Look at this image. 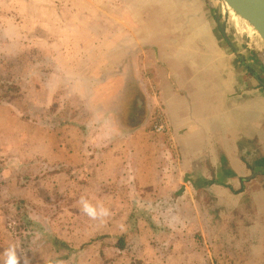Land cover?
Returning a JSON list of instances; mask_svg holds the SVG:
<instances>
[{
    "label": "crops",
    "instance_id": "obj_1",
    "mask_svg": "<svg viewBox=\"0 0 264 264\" xmlns=\"http://www.w3.org/2000/svg\"><path fill=\"white\" fill-rule=\"evenodd\" d=\"M201 3L185 0L172 20L137 22L130 11L128 22H97L93 28L112 31L97 45L112 53L98 55L94 65L84 60L97 69L84 67V125L62 124L80 144L70 145L72 132L71 138L50 133L52 122L21 120L17 141L24 143L14 157L20 167L32 160V172L39 165L47 179L57 165L84 164V182L61 184L58 174L35 190L18 187L22 199L69 206L75 224L68 229L112 238L110 247H96L97 261L121 255L115 244L128 235L136 240L131 262L264 264V51L258 49L263 67L249 70L238 47L220 37L222 18ZM115 7L95 12L116 14ZM158 124L167 131L157 133ZM82 196L111 215L91 220L81 211ZM165 229L172 244L162 237ZM64 242L76 251L72 258L87 259L90 247Z\"/></svg>",
    "mask_w": 264,
    "mask_h": 264
},
{
    "label": "rangeland",
    "instance_id": "obj_2",
    "mask_svg": "<svg viewBox=\"0 0 264 264\" xmlns=\"http://www.w3.org/2000/svg\"><path fill=\"white\" fill-rule=\"evenodd\" d=\"M201 2L213 8L222 18L220 22L227 26L226 33L232 45L238 47L248 68L252 65L254 71L258 73L259 68L263 67L262 61L259 60L258 49L264 51V45L259 44L260 41L256 36L238 24L218 0H201ZM128 4H133L135 8ZM180 5H185V0H0V77L3 76L6 80L4 83H8L3 88L0 84V167L8 166L0 181L4 184L5 191L28 185H32L35 190L46 181L52 182L58 174L62 175L61 184L68 183L69 179L72 182H84L82 173L84 164L81 163L74 164L75 166L64 163L58 166L57 163L56 174L50 175L47 179H44L47 174L38 173L39 165H36L32 172L31 166H28L32 160L23 161L25 166L20 167V158L18 162L14 157L18 156L17 151L20 150H17L18 146H23L24 143L20 144L17 141V133L24 130L21 122L30 120L41 126H48L52 122L50 133L71 138L72 132L73 140L70 141V145L73 147V142L80 144V139H74L76 131L62 124L72 122L84 125V67H86L84 60H87L86 64L94 65L98 55L112 53L111 46L97 45L98 39H107L112 31L100 32L93 27L98 21H111L112 18L128 22L130 11H134L132 15L137 22H143L144 18L146 21L155 22L168 17L172 20L180 13L181 10H175ZM113 6L120 7L116 12L117 15L95 12L98 7L111 10ZM145 6L149 9L152 7V12L145 13L144 8H141ZM90 8L93 12H89ZM221 25L218 27V33L225 39ZM262 60L264 61V57ZM255 64L259 65V68ZM86 68L97 70L95 66ZM48 85L51 91L47 89ZM5 92L3 100L1 95L4 96ZM31 129L28 127V130ZM57 139L65 144L63 139L59 137ZM12 162L17 163L11 166ZM14 169L18 171L17 174ZM59 170L61 172H58ZM34 173L40 178L38 182H36L38 178L34 179ZM30 190L32 189L29 188L28 191ZM46 205L38 206L40 213H37L35 218H45L48 224L51 222V230L56 233L55 237L58 239L56 241H60L61 244L67 241L77 249L91 243L86 247H90L87 259L80 260L75 255L69 262L62 264H153L149 260H146L149 263L138 260L131 262L128 256L122 257L123 255H119L118 252L113 254L115 258L113 255H109L112 258L106 255L108 258L104 256L105 259L97 261L95 256H100V251L96 250V247H102V244L110 247L113 243L112 238L110 240L102 237L84 238V228L68 229L75 224L68 218L66 211L69 206L60 207L59 202L51 208ZM7 208L6 205L0 206V254L3 253L1 249H6L3 246V242L6 241L9 246L15 245L21 257V264L24 259H28L29 264H49L68 253L63 244L58 245L52 238L54 235L49 239L38 238L37 241L29 238L27 234L25 237H20ZM39 225L42 227V221ZM165 231L167 232L163 231L162 237L166 239V243L172 244L175 237H172L168 229ZM4 259L5 257L0 255V264H4Z\"/></svg>",
    "mask_w": 264,
    "mask_h": 264
},
{
    "label": "trees",
    "instance_id": "obj_3",
    "mask_svg": "<svg viewBox=\"0 0 264 264\" xmlns=\"http://www.w3.org/2000/svg\"><path fill=\"white\" fill-rule=\"evenodd\" d=\"M4 81L6 80L4 79L3 76H1L0 84L3 85L2 88L8 84V83H4ZM5 95H6V92L4 96L1 95L3 100L5 98ZM4 170L5 168L0 167V177H3ZM16 173L17 171L15 172V174ZM1 183L2 182L0 181V206L1 205L8 206L6 210L7 212L10 213L12 217L11 219L13 220L15 224L14 228L17 231V234L20 237H23V236L25 237V235L27 234L29 238H32L35 241H37L38 238L39 239H42V238L49 239L51 237L50 232L52 231L51 225L46 222H42V227H41L39 225L40 220L35 218L37 216V213H40L39 208L36 205H33L29 203L28 201L22 199L18 188L14 189L8 186L10 189H7L5 191L4 184H1ZM137 227L138 226H136V224L133 225L132 227L133 232L137 231L138 229ZM40 233H42L43 235H40ZM52 238L55 241L58 240L56 239L57 237L55 236H52ZM131 241L135 242L136 240H131L128 235L119 237L117 239V243L115 245L117 249L120 250L121 254L123 255L125 254L126 251H128L127 255H123L122 257L131 256L133 252ZM56 242L58 243V245H62V244L63 246L66 245L65 250H68V253L61 258L53 260L49 264H59L61 262H69V260L72 258L71 257L72 254H75L76 251L70 248L66 242L65 243L62 242V244L60 243V241H56ZM90 244L91 243L84 245V247H82V250L88 247Z\"/></svg>",
    "mask_w": 264,
    "mask_h": 264
},
{
    "label": "water",
    "instance_id": "obj_4",
    "mask_svg": "<svg viewBox=\"0 0 264 264\" xmlns=\"http://www.w3.org/2000/svg\"><path fill=\"white\" fill-rule=\"evenodd\" d=\"M225 8L226 12L234 20L244 27L247 32L256 36L257 40L264 44V0H218ZM221 31L227 41L225 23L222 24ZM253 60L252 58H247Z\"/></svg>",
    "mask_w": 264,
    "mask_h": 264
},
{
    "label": "clouds",
    "instance_id": "obj_5",
    "mask_svg": "<svg viewBox=\"0 0 264 264\" xmlns=\"http://www.w3.org/2000/svg\"><path fill=\"white\" fill-rule=\"evenodd\" d=\"M78 203L81 205L82 213L91 220H101L103 222L104 218L111 215L110 211L102 204L94 206L83 196L80 198ZM0 255L5 257L4 264H21V257L18 255L15 245H10ZM23 264H29L28 259H24Z\"/></svg>",
    "mask_w": 264,
    "mask_h": 264
},
{
    "label": "built area",
    "instance_id": "obj_6",
    "mask_svg": "<svg viewBox=\"0 0 264 264\" xmlns=\"http://www.w3.org/2000/svg\"><path fill=\"white\" fill-rule=\"evenodd\" d=\"M154 130L157 132V133H165L167 131V127L162 125V124H158L154 127Z\"/></svg>",
    "mask_w": 264,
    "mask_h": 264
},
{
    "label": "bare ground",
    "instance_id": "obj_7",
    "mask_svg": "<svg viewBox=\"0 0 264 264\" xmlns=\"http://www.w3.org/2000/svg\"><path fill=\"white\" fill-rule=\"evenodd\" d=\"M259 44L264 45L263 43L259 42Z\"/></svg>",
    "mask_w": 264,
    "mask_h": 264
}]
</instances>
